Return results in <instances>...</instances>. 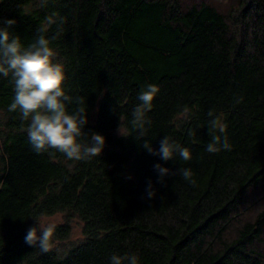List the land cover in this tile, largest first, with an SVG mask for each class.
Masks as SVG:
<instances>
[{"label": "trees", "instance_id": "1", "mask_svg": "<svg viewBox=\"0 0 264 264\" xmlns=\"http://www.w3.org/2000/svg\"><path fill=\"white\" fill-rule=\"evenodd\" d=\"M228 2L0 0V26L13 20L25 46L50 40L67 108L88 116L82 140L106 137L89 159L37 152L28 121L9 111L12 78L0 76V264H110L126 253L141 264H264V0ZM149 84L159 92L140 130L132 112ZM210 112L225 133L210 134ZM215 134L220 150L209 153ZM165 136L192 159L164 161L142 147L158 149ZM156 163L171 170L163 180ZM58 213L63 223L41 228ZM75 218L83 237L67 244Z\"/></svg>", "mask_w": 264, "mask_h": 264}, {"label": "clouds", "instance_id": "2", "mask_svg": "<svg viewBox=\"0 0 264 264\" xmlns=\"http://www.w3.org/2000/svg\"><path fill=\"white\" fill-rule=\"evenodd\" d=\"M14 23L8 19L0 26V76L12 78L14 98L9 105V111L18 110L23 119L28 121L27 136L34 150L55 149L68 160L89 159L99 156L106 144V137L98 132H91L90 139L85 142L82 137L86 133L85 126L88 116L83 108L70 112L67 103L70 97L66 94V73L64 65L57 59L55 49L45 35H39L29 45L25 46L19 35L10 31ZM44 29H41L43 32ZM159 88L154 84L147 85L137 95L139 103L132 112L133 127L142 130L146 113L153 107ZM209 121V132L223 134L226 124L218 116ZM119 132L127 136L122 126ZM212 136V141L206 145V151L214 153L220 150L221 135ZM142 147L149 153L158 155L161 160L192 159V152L169 137L160 140V146L144 140ZM223 149H230L227 137H223ZM161 180L167 177L171 170L160 163L153 165ZM179 175L187 182L195 183L191 168L179 167ZM147 195H154L152 185L149 184ZM46 236L47 233H44ZM35 228L30 229L25 236L26 242L33 244L37 240ZM110 264H141L140 257L135 253L121 256L113 254Z\"/></svg>", "mask_w": 264, "mask_h": 264}, {"label": "rangeland", "instance_id": "3", "mask_svg": "<svg viewBox=\"0 0 264 264\" xmlns=\"http://www.w3.org/2000/svg\"><path fill=\"white\" fill-rule=\"evenodd\" d=\"M229 0H219V2L223 3V4H227ZM259 198H261L258 202L259 203H263L264 201V194H261V196H259ZM255 214V213H253ZM65 221V214L63 213H58L55 214L53 216H48V217H44L43 219H41V223L40 226L42 229H48L49 227H52L54 225L63 223ZM72 224V228H73V233L71 238L68 240L67 244H71V243H75L78 240H80L83 237V232H82V224L80 223V221L78 219H73L71 221Z\"/></svg>", "mask_w": 264, "mask_h": 264}]
</instances>
